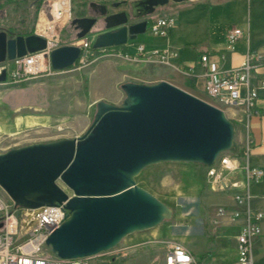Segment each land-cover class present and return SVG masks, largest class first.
<instances>
[{
	"label": "water",
	"instance_id": "obj_1",
	"mask_svg": "<svg viewBox=\"0 0 264 264\" xmlns=\"http://www.w3.org/2000/svg\"><path fill=\"white\" fill-rule=\"evenodd\" d=\"M168 2L136 0L131 10L134 17L143 18ZM106 22L108 31L96 37V50L124 46L148 27L146 21L128 27L126 13L109 16ZM95 23L81 18L71 25L81 30L77 35L81 40ZM45 48L46 40L36 34L0 30V63ZM81 55L78 46H61L51 54L52 68L70 69ZM6 80L4 71L0 83ZM122 91L125 99L120 106L96 104L94 119L81 137L0 153V189L16 208L66 203V221L46 243L61 259L108 252L127 236L156 228L171 216L168 205L137 184L145 169L162 163L211 166L222 153L233 150L235 125L209 102L164 80L127 82Z\"/></svg>",
	"mask_w": 264,
	"mask_h": 264
},
{
	"label": "rangeland",
	"instance_id": "obj_2",
	"mask_svg": "<svg viewBox=\"0 0 264 264\" xmlns=\"http://www.w3.org/2000/svg\"><path fill=\"white\" fill-rule=\"evenodd\" d=\"M92 1L96 0H72V16L81 15L83 7ZM44 5L48 6V0H0V30L24 36L31 32L35 34ZM163 15L177 20V25L166 36L153 35L150 22L146 33L117 47V52L136 56L142 44L148 53L173 49L178 54L174 63L180 65L181 61H195L200 48L210 42L217 52L227 55L228 50H231L226 40L228 31L232 27L247 29L248 25L253 40L264 44V0H190L175 5L160 16ZM56 33L62 46H78L83 40L94 41L97 37L93 32L79 40L71 23L57 26ZM107 53L98 54L95 60H78L70 69L56 71L51 76H40L29 84L0 86V153L31 144L65 139V136L79 133L74 127L63 123L68 106L75 97L68 98L65 92L67 86L53 87L58 79L76 78L85 92L91 90L94 93L96 89L104 92L105 88L111 92L114 87L116 99L119 98L116 106H120L125 99L123 84L157 80L164 78L166 72L174 73L157 64L130 63ZM170 83L212 103L206 95L188 89L178 81L172 80ZM33 85L42 87L40 94L31 88ZM29 93H34L33 97ZM17 94H24V97L18 99ZM227 113L236 128L234 145L242 147L244 143L239 144L238 141L240 135L246 141L244 127L235 119L233 111ZM92 114L93 121L96 106ZM49 116L52 119H48ZM44 121L49 123L45 127L41 126ZM249 158L253 167L252 157ZM206 181V168L197 164L162 163L145 169L137 178V184L168 205L172 213L158 227L131 234L110 250L111 255L118 257L116 264H164L165 242L177 241L188 247L184 243L188 240L197 243L199 252L209 250L205 255L210 259H214L218 251L216 243L220 241L225 252L216 260L219 264H232L234 253L227 248L232 247L235 235L225 233L219 239L217 230L222 228L223 221H214V216L216 208L224 200L209 192ZM60 185L64 186L62 183ZM0 197L11 200L2 189ZM203 256L196 259L199 264H202ZM254 264H264V233L255 244Z\"/></svg>",
	"mask_w": 264,
	"mask_h": 264
},
{
	"label": "built area",
	"instance_id": "obj_3",
	"mask_svg": "<svg viewBox=\"0 0 264 264\" xmlns=\"http://www.w3.org/2000/svg\"><path fill=\"white\" fill-rule=\"evenodd\" d=\"M54 4L72 5V0H48V5ZM66 23L71 22H38L35 34L46 40V48L0 63V74L4 71L7 73L6 82L0 83V86L24 85L40 76L57 73L52 68L51 54L62 46L56 28ZM39 24H47L43 34L39 33ZM176 25V19H154L151 32L155 36H166ZM243 34L241 29L231 30L228 34L229 43L241 40ZM94 41L80 42V61H88L94 55ZM98 52H110L111 56L130 63L157 64L191 77L195 74L193 66L174 63L178 58L174 50L148 53L146 46L142 44L138 47L136 56L109 51L107 48L98 49ZM221 59L225 60V56H221ZM199 65L205 77V95L212 101L210 104L224 110L226 114L227 111H233L237 121L246 120V141L240 146L245 151L244 156L239 151L232 150L222 153L211 166L204 167L207 189L224 200L216 208L214 221L220 222L226 218L232 221L243 220L236 238L237 264H254V249L262 235L264 212L253 207L251 188L262 180L264 170L250 164L252 141L248 130L251 117L257 114L256 102L264 91V78L258 76V70L264 68V58L249 51L240 66L222 69L212 65L208 55H203ZM67 192L73 196L70 191ZM227 202H233V207H229ZM65 205L66 203L36 209L16 208L13 201L0 197V264H116L118 257L111 255V251L69 260L52 253L51 247L46 243L50 235L66 221L68 211ZM165 244L164 264H199L182 243L167 241Z\"/></svg>",
	"mask_w": 264,
	"mask_h": 264
},
{
	"label": "crops",
	"instance_id": "obj_4",
	"mask_svg": "<svg viewBox=\"0 0 264 264\" xmlns=\"http://www.w3.org/2000/svg\"><path fill=\"white\" fill-rule=\"evenodd\" d=\"M219 1L227 2L229 0H219ZM182 3H178V4H182ZM159 17H168V16L163 15ZM235 28H238V27H232L227 33L226 40H227V43L231 46L230 48L231 50H228L229 53L227 55L225 53L217 52L213 43L210 42V43H207L202 48H200L199 55L195 61H191V62L181 61L180 62L184 66H189V65L193 66L195 69L194 76L191 77V76L183 75V74H180L174 71V73L166 72L164 74V78H160L157 80H150V81L144 80V81H139V82H143L146 84H155L163 80L170 81V82L174 80V81H178L180 84H182L184 87L188 89H191L197 93L205 95V77L203 76V71L199 65L201 57L203 55H208L210 58L211 64L215 65L218 68H222V69H232V68H236L240 66V64L243 62V60L245 59L249 51L257 53L264 58V44L258 43L255 40H253L249 25L247 29L238 28L244 32L243 38L241 40L233 44L229 43L228 34L231 30ZM167 50H173V49H167ZM223 55L225 56V60L221 59V56ZM258 76L260 78H264V68H261L260 70H258ZM107 83L109 84V81ZM56 86L57 87L67 86L65 89L66 90L65 92L67 93L68 98L75 97L74 100L71 102V104H69L68 106L67 114L63 117V123L65 126L72 127V128L74 127L75 130L79 133L73 136H65V138H76L84 133L87 126L92 122L91 120L93 118L92 109L93 107L96 106L98 102L106 101V102L116 105L119 100V98L116 99L114 87L112 88L111 92L108 90V88H105L104 92H100L97 89L95 90L94 93L91 90H88L87 92H85L84 87L80 85L79 80L76 78L75 79L74 78L58 79L56 82V85H54L53 87L56 88ZM31 88L35 91V93H38V94H40L41 93L40 91L43 90L42 87L39 85H33ZM31 91L32 90H30V92ZM16 92L17 91H15V93ZM33 94L29 93V95L32 97H33ZM17 95H18L17 96L18 99L24 97V94H17ZM256 111H257V114L252 116L249 121L248 132H249L250 139L252 141V148H251L250 156L252 157V160H253L251 161L253 167L264 170V91L260 93V96L256 102ZM48 119H52V116H49ZM245 121L246 120L242 122L238 121V123L242 124V127H244V131L247 133L246 127H245ZM45 122L46 121H44L41 126L45 127L46 125L49 124ZM239 137H240L238 141L239 144H243L245 142L243 135H240ZM251 193L253 195V200H252L253 207L256 209L262 210L264 212V177L258 184L252 186ZM227 204L229 205V207L231 208L233 207V202H229V203L227 202ZM243 223H244L243 220L232 221L230 218H226L225 220H223L222 228L217 230L219 239H220V235L221 236L225 235V233L228 234L231 232L232 234H228V235L230 236L235 235L232 247L227 248L229 252L234 253V261L232 264H237V240L236 238L241 231ZM263 233H264V220L262 222V234ZM184 243H187L188 247L187 246L186 247L196 259L200 257L201 255H204L202 259V264H219V262L216 259L220 258V256L225 252V249L221 246V242L219 241L216 243L217 244L216 249H218V251L214 259H210L209 256L205 255V253H207L209 250H206L204 252H201V251L199 252L198 245L195 241L188 240L187 242H184Z\"/></svg>",
	"mask_w": 264,
	"mask_h": 264
},
{
	"label": "flooded vegetation",
	"instance_id": "obj_5",
	"mask_svg": "<svg viewBox=\"0 0 264 264\" xmlns=\"http://www.w3.org/2000/svg\"><path fill=\"white\" fill-rule=\"evenodd\" d=\"M133 1H136V0H96V1H92L86 4L83 7V10L81 12L82 14L73 17L72 21L74 19H81V18H89V19L96 20V23L91 29L90 33L95 32L98 36L108 31L106 18L109 16L120 14V13H126L127 18H128V23H127L128 27L139 24L143 21H146L149 24L150 22L153 21L154 18L164 14L170 8H173L175 5L178 4L177 2L173 0H169V2L164 6L155 7L154 13L151 14L150 16L143 17V18H137L133 16V11L131 10V3ZM140 13L141 11L137 12V14H140ZM72 27L75 29L78 35V33L81 30L77 29V26H72ZM94 29L96 30L93 31Z\"/></svg>",
	"mask_w": 264,
	"mask_h": 264
},
{
	"label": "bare ground",
	"instance_id": "obj_6",
	"mask_svg": "<svg viewBox=\"0 0 264 264\" xmlns=\"http://www.w3.org/2000/svg\"><path fill=\"white\" fill-rule=\"evenodd\" d=\"M61 5V6H59ZM69 20L71 22L73 19L72 16V5H62V4H54L48 5L42 8L40 13V20L42 22H62V20ZM156 19H175L173 17H158ZM47 24H39V33L43 34L45 27ZM80 44V43H79Z\"/></svg>",
	"mask_w": 264,
	"mask_h": 264
},
{
	"label": "trees",
	"instance_id": "obj_7",
	"mask_svg": "<svg viewBox=\"0 0 264 264\" xmlns=\"http://www.w3.org/2000/svg\"><path fill=\"white\" fill-rule=\"evenodd\" d=\"M10 34H14V33H11L10 31H8ZM17 35V34H16ZM30 35H33V33L31 32V33H28V34H26L25 36H30ZM109 51L110 50H113L114 52H116V51H118V48L116 47V48H107ZM93 51H94V55L91 57V59L92 60H95L96 58H97V56H98V54H99V52H98V50H96V49H94L93 48ZM233 151H239L240 152V154H241V156L243 155L244 156V154H245V151H244V149H242L241 147H238V145H234V147H233Z\"/></svg>",
	"mask_w": 264,
	"mask_h": 264
}]
</instances>
